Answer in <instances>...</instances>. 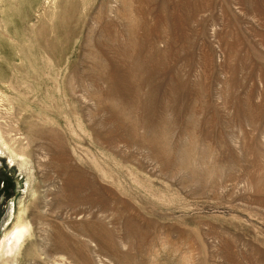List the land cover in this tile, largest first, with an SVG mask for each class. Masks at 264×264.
<instances>
[{
  "label": "rangeland",
  "instance_id": "rangeland-1",
  "mask_svg": "<svg viewBox=\"0 0 264 264\" xmlns=\"http://www.w3.org/2000/svg\"><path fill=\"white\" fill-rule=\"evenodd\" d=\"M0 264H264V0H0Z\"/></svg>",
  "mask_w": 264,
  "mask_h": 264
},
{
  "label": "bare ground",
  "instance_id": "bare-ground-1",
  "mask_svg": "<svg viewBox=\"0 0 264 264\" xmlns=\"http://www.w3.org/2000/svg\"><path fill=\"white\" fill-rule=\"evenodd\" d=\"M27 225H29V224H27ZM27 226H25V225H20V226H18L14 231H13V233L12 234H10V236H8L9 237V239H8V241L6 242V251H5V255H6V252H8V254L7 255H9V252H12L14 249H15V247H16V245L18 244V242L20 241V239L23 237V235H24V233H25V231L27 230ZM30 230V229H29ZM7 237V238H8ZM26 238V237H25ZM25 240V239H24ZM24 242V241H23ZM23 242L21 243V244H23ZM22 246V245H21ZM20 250V249H19ZM15 251V250H14ZM18 253V252H17ZM11 254V253H10ZM13 254H14V252H13ZM6 255V256H7ZM12 255V254H11ZM10 255V256H11Z\"/></svg>",
  "mask_w": 264,
  "mask_h": 264
}]
</instances>
